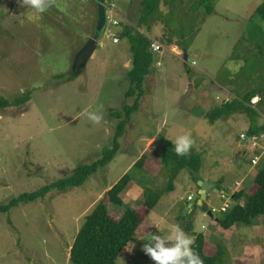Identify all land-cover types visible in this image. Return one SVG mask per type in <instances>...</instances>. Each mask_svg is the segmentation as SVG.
<instances>
[{"label":"rangeland","instance_id":"374dc122","mask_svg":"<svg viewBox=\"0 0 264 264\" xmlns=\"http://www.w3.org/2000/svg\"><path fill=\"white\" fill-rule=\"evenodd\" d=\"M261 1L213 0L212 13L202 17L199 9L189 16L186 30L194 26V16L201 14L185 60L178 46L164 45L161 38L168 29L162 17L156 20L150 37L162 49L154 51L155 67L143 82L144 94L119 138L118 151L82 185L65 191L53 189L38 200L0 213V264H71L69 249L84 216L123 174L129 172L133 177L120 193L123 204L132 208L144 200L145 188L158 190L166 185V171L159 169L158 159L153 173L132 168L160 132L171 142L179 135L191 136L194 145L190 150L202 159L194 174L198 180L189 170H180L173 190L160 197L131 239L130 251L120 254L116 264H154L142 247L152 234L167 236L171 224L185 231L190 223L185 232L191 237L219 229L214 223L222 214L220 207L223 203L231 207L235 200L226 194L222 198L216 188L230 187L245 172L243 186L248 187L256 171L264 168V156L251 165V158L258 155L252 140L240 144L249 125L244 113L222 117L213 124L204 113L247 90L264 87V58L258 54V46L264 42V20L255 13ZM107 2L113 3V18L136 25L139 0ZM21 3L4 0L0 5V95L13 98L31 92L26 103L0 110V204L70 174L78 164L96 160L111 144L117 123L111 112L132 102L124 97L129 86L125 74L128 42L114 41L120 23L106 20L94 54L76 72L75 55L86 35L91 36L97 27L95 2L55 0L44 13ZM71 70L76 72L72 79L57 77ZM258 97L250 102L262 109V123L264 95L261 104ZM84 109L98 111L103 119L99 124L90 122L82 116ZM263 140L258 136L257 141ZM199 180L219 184L208 189L205 208L195 199L188 209L187 196L198 194ZM124 205L109 203L108 209L120 216ZM256 218L250 225H237L234 251L240 255L244 248L252 255L256 239L264 235V227L261 235H251Z\"/></svg>","mask_w":264,"mask_h":264},{"label":"trees","instance_id":"16d2710c","mask_svg":"<svg viewBox=\"0 0 264 264\" xmlns=\"http://www.w3.org/2000/svg\"><path fill=\"white\" fill-rule=\"evenodd\" d=\"M3 1L0 0V5ZM93 1L96 5L97 3L104 5L108 0ZM139 5L136 25L118 22L121 27L115 33L117 40L126 39L128 42L129 64L125 74L129 86L124 93V97L127 99L132 98V102L124 104L119 111L111 112V116L117 119V123L110 147L103 148L96 160L90 163L78 164L70 174H66L33 191L22 192L12 197L7 203L0 204V213H6L20 203L38 200L53 189L65 191L80 186L91 174L107 165L118 151L119 138L123 135L126 124L130 121L131 115L138 109L139 99L144 94L143 82L155 67L154 51L151 49L152 39L150 37L153 24L162 17L168 29V33H165L166 35L161 38L162 42L167 46H178L181 50V56H184V54H188V47L197 30L201 14L194 16L195 24L192 28L189 27L188 30L185 29L187 28L185 26L187 19L192 14L197 13L199 9L202 11V17L213 11V0H139ZM164 7L167 9L166 12H163ZM255 13L264 20V0L257 5ZM99 34L100 32L95 29L92 31L91 36L97 39ZM175 35L179 38L175 39ZM258 54L264 58V42L258 46ZM184 65L185 68L188 67L187 62H184ZM75 75L76 72L71 70L68 74H59L57 77L59 79H72ZM30 94V91H26L13 98L0 95V110L26 103L30 99ZM259 95L258 104H261L264 87L247 90L242 95H236L220 104L213 105L204 113V117L209 123L213 124L222 117H228L234 113H244L249 120L245 135L248 139L253 136L258 137L264 134V121L258 124L262 109L252 106L250 100L252 97ZM155 158L159 160V169L164 168L166 171V185L158 190L145 188L144 200L138 208H132L123 204L120 193L127 188L133 177L129 172L123 174L105 191L103 197L96 200L90 212L84 216V220L69 249L71 264H116V259L120 254L130 251L131 239L138 234V228L143 224L160 197L164 193L173 190V181L180 170H189L192 178L195 181L198 180L194 174L198 172L201 166L200 154L190 150L187 155L178 156L172 142L162 132L157 135L156 141L153 140L145 152L134 161L132 168L135 167L141 171L153 173ZM224 189L227 192V189ZM232 198L235 203L224 211L220 210L222 214L217 218V223L221 228L227 229L232 225L239 224L250 225L256 217L264 216V168H259L256 171L248 189H237ZM240 200H242V203H240ZM109 203L115 206L124 205V210L120 216L113 215L109 211ZM202 208H205V206L202 205ZM190 228L189 223L185 231L190 230ZM193 239L195 243L192 247L199 254L204 264H227L228 251L222 240L207 239L202 233L193 234Z\"/></svg>","mask_w":264,"mask_h":264},{"label":"clouds","instance_id":"9594fccd","mask_svg":"<svg viewBox=\"0 0 264 264\" xmlns=\"http://www.w3.org/2000/svg\"><path fill=\"white\" fill-rule=\"evenodd\" d=\"M55 0H22V7H29L38 13H44L54 4ZM87 120L99 124L103 119L98 111L84 109L82 112ZM175 153L185 156L194 145L190 135H179L172 141ZM167 236L152 234L142 247V251L154 264H204L199 254L194 251L193 237L189 236L179 225L171 224Z\"/></svg>","mask_w":264,"mask_h":264},{"label":"crops","instance_id":"0c3cea01","mask_svg":"<svg viewBox=\"0 0 264 264\" xmlns=\"http://www.w3.org/2000/svg\"><path fill=\"white\" fill-rule=\"evenodd\" d=\"M86 40L92 36L90 35H86ZM100 38H98L97 40H99ZM86 40H84L83 44L86 42ZM99 44V42L97 41V44H96V47L94 49V51L92 52L91 56L94 54L96 48H97V45ZM80 49V48H79ZM113 48H111L110 50L112 51L111 54H113ZM89 57V58H90ZM259 98L258 96H254V98ZM261 118V117H260ZM259 118V119H260ZM259 119H258V124H261L259 122ZM264 121V120H263ZM246 131V130H244ZM244 131L242 133H244ZM260 137L264 138V134L260 135ZM252 145V144H251ZM253 146V145H252ZM254 151L258 153V155H255L251 158L254 159L256 158V163L255 164H252L251 163V160H250V163L251 165H256L259 161V156H264V140L259 142L257 141L256 142V145L254 146ZM244 177H247V172L244 173ZM241 178L240 180L236 181L231 184L230 187L226 188L227 189V192H225V189L224 188H219L220 190H217V192L219 193H222L221 194V197L223 198L224 194L228 195V197H233V192H235L237 189L239 188H244V189H248L250 186H251V183L252 181L250 182L249 186L246 187V186H243V183L245 182V179ZM244 179V180H243ZM211 182H214L216 185L218 183L217 180L215 181H211ZM219 184V183H218ZM229 188L230 190H233V191H229ZM193 197V196H192ZM206 199H207V193H206ZM240 203H242V200H240ZM224 204V203H223ZM228 205V204H227ZM228 208H229V205H228ZM227 209V208H226ZM263 217L264 216H258L256 218V224H252L251 228H250V232H251V235L252 236H259L261 235V230L263 229L264 227V224H260V222H264L263 220ZM218 227L219 229L217 228H213V230H205L202 232V234L207 238V239H220L223 241V243L225 244L226 248H227V251H228V260H227V264H244L245 261H248V262H253L254 264H264V235H261V238H258L256 239V242H255V245H254V248L252 247V255L249 254L244 248V250L242 251L241 255L234 251V246H235V242L237 240L236 238V235H237V225H232L230 226L229 228L227 229H223L221 228L218 223H217V218L215 219V223H214V227ZM259 239H262L263 240V246H259V243H260V240ZM251 257H254V259L252 260ZM247 258V260H246ZM246 264V263H245Z\"/></svg>","mask_w":264,"mask_h":264},{"label":"water","instance_id":"95a60500","mask_svg":"<svg viewBox=\"0 0 264 264\" xmlns=\"http://www.w3.org/2000/svg\"><path fill=\"white\" fill-rule=\"evenodd\" d=\"M12 1V0H11ZM106 20V11L105 7L102 3H97V27L96 30L100 32L101 28L103 27L104 23ZM101 37V34H99L98 38ZM97 38V39H98ZM97 39L90 37L86 40V42L80 47V49L77 51L75 55V71L77 72L80 68L78 66H82V64L87 61V59L91 56L92 52L94 51L96 44H97ZM188 54H184L183 58L187 59ZM245 132L242 135V138L240 140V144H243L247 136L245 135ZM240 148V147H239ZM199 189H198V194H194L193 197L190 199V202L188 204V209L192 207V204L196 202L200 205L205 206V200H206V193L209 188H214L216 187V184L214 182H208V181H198ZM216 190H218L216 188ZM187 212V209L185 210V213ZM209 214H211L210 211H208Z\"/></svg>","mask_w":264,"mask_h":264},{"label":"built area","instance_id":"2783aa9c","mask_svg":"<svg viewBox=\"0 0 264 264\" xmlns=\"http://www.w3.org/2000/svg\"><path fill=\"white\" fill-rule=\"evenodd\" d=\"M104 7H105V11H106V20L109 19L110 22H111V24H118L119 21H118L117 19H115V18L112 17V16H113V13H114L113 3H107V4H104ZM116 40H117V38L115 37V38H114V41H116ZM151 49H152V51H160V50L162 49V45L159 44L157 41L154 40V41H152V43H151ZM170 51H171V52H174V51L171 50V49H170ZM180 54H181V52H180ZM257 138H258V137H255V136H253V137L251 138V140H252V145H253V146L256 145ZM251 162H252V164H255V163L257 162V161H256V158L252 159ZM187 198H190V199H191L192 196H191V195H188ZM226 208H227V203H224V204L220 207V210H221V211H224ZM213 210H214V209H213Z\"/></svg>","mask_w":264,"mask_h":264}]
</instances>
